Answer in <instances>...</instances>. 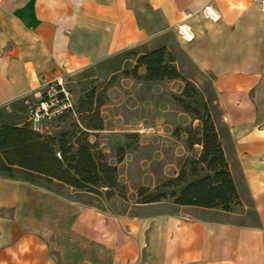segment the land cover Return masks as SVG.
<instances>
[{"label":"crops","instance_id":"1","mask_svg":"<svg viewBox=\"0 0 264 264\" xmlns=\"http://www.w3.org/2000/svg\"><path fill=\"white\" fill-rule=\"evenodd\" d=\"M137 46H164L181 72L211 77L239 204L157 201L112 213L66 185L0 174V264H264V11L252 0H0V123H23L12 107L40 82Z\"/></svg>","mask_w":264,"mask_h":264},{"label":"rangeland","instance_id":"2","mask_svg":"<svg viewBox=\"0 0 264 264\" xmlns=\"http://www.w3.org/2000/svg\"><path fill=\"white\" fill-rule=\"evenodd\" d=\"M144 52L140 46L133 47L102 64L63 76L62 87L71 107L60 114L44 116L37 124L38 132L52 136L74 132L75 139L83 132L110 163L120 158V186L112 195L71 189L75 198L112 213H123L131 205L140 204L137 190L141 186L149 188L150 194L165 193L160 201L175 203L171 192L179 193L187 182L207 173L202 164L195 163L201 145L190 146V141L192 135L198 137L201 121L197 116H203V104L209 108L214 97L211 77L193 67L184 72L177 68L196 90L192 93L188 87L189 95L183 93L185 81L180 78H135L130 71ZM137 72L143 75L145 68L140 66ZM27 98L35 100L38 96ZM11 112L19 121L28 120L22 101L14 103ZM96 123L101 129H92ZM193 167L197 174H193ZM178 176L183 178L181 183L174 180ZM169 180L174 181L167 185ZM44 185L62 188L58 183Z\"/></svg>","mask_w":264,"mask_h":264},{"label":"trees","instance_id":"3","mask_svg":"<svg viewBox=\"0 0 264 264\" xmlns=\"http://www.w3.org/2000/svg\"><path fill=\"white\" fill-rule=\"evenodd\" d=\"M140 66L145 68L143 75L137 72ZM130 74L143 80L180 78L185 81V95H189L188 87L190 92L196 93L191 82L175 66L173 55L164 46L140 55ZM89 104H92L90 98ZM197 118L201 125L196 131L198 137L191 136L190 146L201 145L195 163L202 164L207 173L187 182L179 193L171 192L170 196L179 205L219 207L229 211L239 204V196L206 104H203V116L198 115ZM92 129H101V125L93 124ZM74 135V132L53 136L43 134L32 129L27 121L19 125L0 123V174L36 184L58 183L78 192L100 194L104 191L106 196L112 195L120 186L117 167L120 158L116 163H110L106 154L97 148L96 143L90 142L84 136L85 133L73 139ZM193 174H197L194 167ZM174 180L181 183L183 178L178 176ZM174 180L166 182L167 185ZM137 192L141 197L137 201L139 203L157 202L166 197L165 193L150 194L149 188L144 186L139 187Z\"/></svg>","mask_w":264,"mask_h":264},{"label":"built area","instance_id":"4","mask_svg":"<svg viewBox=\"0 0 264 264\" xmlns=\"http://www.w3.org/2000/svg\"><path fill=\"white\" fill-rule=\"evenodd\" d=\"M255 5H257L262 11H264V0H252ZM205 15L212 19L219 18V15L211 8V6H206L203 9ZM192 14L187 13V17ZM179 34L185 40H191L193 34L186 29L184 25H178ZM36 95L38 96L35 100H30L24 96L22 102L26 107L28 114V122L32 129L37 130V124L41 118L44 116L50 117L52 115L60 114L71 107L67 92L62 87V78H56L52 81L40 82ZM148 131H152L149 129Z\"/></svg>","mask_w":264,"mask_h":264}]
</instances>
